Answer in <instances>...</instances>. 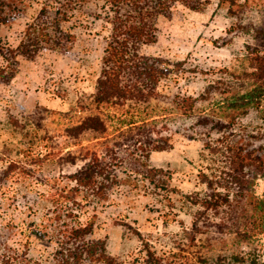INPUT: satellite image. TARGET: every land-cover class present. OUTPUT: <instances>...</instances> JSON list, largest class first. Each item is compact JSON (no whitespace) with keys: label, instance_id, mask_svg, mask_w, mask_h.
<instances>
[{"label":"rangeland","instance_id":"1","mask_svg":"<svg viewBox=\"0 0 264 264\" xmlns=\"http://www.w3.org/2000/svg\"><path fill=\"white\" fill-rule=\"evenodd\" d=\"M207 1L204 11L179 5L171 16H162L158 41L143 47L145 54L183 62L160 84L166 95L157 103L160 114L173 107L176 95L199 96L210 82L232 91L250 84L244 74L252 71L255 26L264 22V0H250L243 20L231 15L221 0ZM7 2L12 7L4 6L12 18L0 24V43L5 47L20 45L28 25L45 6L51 15L55 13L51 0ZM106 6L107 0H87L63 22L64 31L73 35L66 51L46 45L35 58L20 56L13 81L0 82V264H55L60 230L65 221L74 224L76 214L82 222L93 218V237L107 241L109 253L126 264H146L147 244L174 264L192 260L204 264L203 258L234 248L231 240L225 247L226 240L215 226H209L191 246L185 230L192 227L199 208L191 196L206 193L201 172H211L215 160L203 141L182 132L175 134L173 149L150 156L151 166L166 170L167 188L143 178L128 161L121 171V184L112 189L105 206H84L79 196V204L68 203L71 216L60 215L53 193H68L73 183L66 175L76 169L68 162V152L83 146L100 150L106 141L118 138L123 120L134 116L107 110L110 129L105 137L89 134L76 141L67 135V129L89 112L79 104L95 92L101 74L111 33ZM0 64H7L1 56ZM222 97L219 93L215 99ZM168 112L164 120L172 128L182 129L188 122L180 113ZM240 122L264 128V112L253 111ZM258 192H264L263 180Z\"/></svg>","mask_w":264,"mask_h":264},{"label":"trees","instance_id":"2","mask_svg":"<svg viewBox=\"0 0 264 264\" xmlns=\"http://www.w3.org/2000/svg\"><path fill=\"white\" fill-rule=\"evenodd\" d=\"M51 1L56 4L54 15L45 6L28 25L18 47H5L0 43V56L7 63L0 64V82L13 81L20 56L35 58L46 45L66 51L65 46L73 35L64 31L63 22L87 0ZM249 2L221 0L228 4L229 13L241 20ZM7 3L0 0V24L12 18L4 6ZM179 5L204 11L208 1L107 0L105 18L111 25V33L101 74L95 92L79 104L82 110L89 112L67 129V135L76 141L89 134L95 138L105 137L110 129L104 114L107 110L121 112L123 117L131 113L134 116L123 120L125 125L118 138L106 141L102 150L83 146L77 152H68V162L76 167L66 175L73 186L68 193L66 190L53 193L54 201L60 215L66 216H71L68 203L79 204V196L85 200L84 206L94 203L105 206L112 189L121 184V171L128 161L133 171L143 178L157 187L167 188L166 170L151 166L150 156L154 151L173 149L175 134L182 132L191 139L203 141L215 160V166L209 168L211 172H201V180L208 190L191 196L193 203L199 206L192 227L185 230L191 246L196 245L198 236L206 233L209 226H215L226 240L225 247L231 240L234 248H225L211 259L203 258L204 264H264V192H258L259 181H264V128L243 126L240 122L253 111L264 112V22L255 26L252 71L244 74L250 79L249 86L232 91L210 82L199 96L176 95L173 107L160 114L157 103L166 97L160 84L183 62L172 63L163 57L145 54L143 47L158 41L160 18L171 16ZM8 7H12L11 4L8 3ZM219 93L223 97L215 99ZM168 111L180 113L188 122L182 129L172 128L164 120ZM75 216L78 219L74 224L65 221L60 230L55 264H126L109 253L107 241L93 237V218L82 222L80 215ZM146 256V264H174L159 256L149 244ZM190 264L197 263L192 260Z\"/></svg>","mask_w":264,"mask_h":264}]
</instances>
